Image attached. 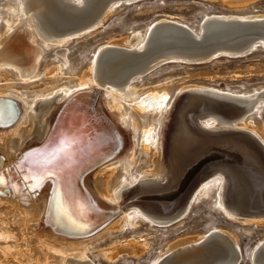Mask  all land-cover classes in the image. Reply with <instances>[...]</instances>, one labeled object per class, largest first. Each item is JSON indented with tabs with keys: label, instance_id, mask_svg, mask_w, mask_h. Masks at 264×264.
I'll list each match as a JSON object with an SVG mask.
<instances>
[{
	"label": "bare ground",
	"instance_id": "1",
	"mask_svg": "<svg viewBox=\"0 0 264 264\" xmlns=\"http://www.w3.org/2000/svg\"><path fill=\"white\" fill-rule=\"evenodd\" d=\"M138 1L0 0V18L5 22L0 36V169L4 170H0V189L8 188L5 194L0 191V264H94L89 258L94 248L109 262L126 257L140 260L150 251L148 233L123 240L129 231L135 232L143 224L165 227L178 223L213 189L216 205L229 218L264 225V208L250 210L264 202V193L259 201L248 196L236 168L215 165L198 177L192 174L207 147L189 127L191 124L207 135L242 139L246 146H236L239 161H245L247 171L257 174L264 186V129L253 119L259 105L264 109V89L238 93L208 85L179 88L178 95L184 92L189 104L201 110L186 117L187 123L183 119L173 124L165 142L162 135L171 103L170 86L144 92L137 87L145 75L167 62L197 64L202 60L201 53L208 50H195L198 47L190 40H199L207 29H240L245 34L237 42L241 50L264 47V13L205 14L198 29L166 15L144 32L135 31L99 46L87 70L75 78L76 84L62 85L54 93L41 90L31 99L18 90V84L29 86L37 81L31 82L38 76L34 73L43 48L34 53L33 63L34 48L29 40L31 36L37 43L35 32L44 43L61 46L92 33L116 5ZM225 1L244 5L257 0ZM239 23L243 26L237 27ZM248 25L259 32L248 35L247 28L252 27ZM233 45L212 56L243 53L229 51ZM58 54L66 58L65 49ZM53 67L55 75L64 73V64ZM60 79L47 77L43 83ZM231 108L232 113L221 115ZM125 126L133 135L129 150L124 148ZM251 144L257 151L254 161L248 154ZM137 149L151 156L153 167L135 176ZM10 166L18 168L10 173ZM18 169L26 171L22 183H17ZM135 182L138 184L131 189ZM128 198L131 203L127 204ZM201 247L208 248L210 259L217 256L209 264H239L237 238L224 229L177 239L150 264H184ZM252 262L264 264V239L253 251Z\"/></svg>",
	"mask_w": 264,
	"mask_h": 264
},
{
	"label": "rangeland",
	"instance_id": "2",
	"mask_svg": "<svg viewBox=\"0 0 264 264\" xmlns=\"http://www.w3.org/2000/svg\"><path fill=\"white\" fill-rule=\"evenodd\" d=\"M250 12L264 13V0H257L244 5L226 3L224 0H140L132 4L123 3L116 5L112 13L103 21L100 27L92 33H87L77 39H72L69 43H64L61 46H57L52 42L44 43L37 32H35V38L38 40L37 43L34 42L30 36L29 42L34 48V52L31 56L33 63V60H35L37 56V52L40 51V48H43L39 65L34 73V75L38 76H34L31 80V82H33L37 78V81H34V83L29 86L27 83L24 85L18 84L17 88L31 99L35 97V92H40L41 90L54 93L55 90L62 85H74L76 84L75 78L81 77L87 70L99 46L111 41L122 40L132 35L135 31L144 32L152 22L166 15L182 19L192 28L198 29L199 23L205 14H244ZM3 26H5V22L3 18H0V36H3V32L5 31ZM1 39L2 37H0V40ZM59 49L66 50V58L58 54ZM61 63L64 64V73L55 75L56 69L53 66ZM50 69L52 71L45 75V72ZM47 77L61 79L56 82H50V84L47 85V83H43V80ZM137 85L141 92L155 87H163L164 85L170 86L169 100L171 103L169 105L168 119L163 127L162 135V140L166 142L173 124L176 126L177 122L183 119L187 122L186 119L189 118L195 109L194 105L191 106L189 104L190 101L184 92L178 95L181 88L189 85H208L238 93H253L255 90L261 91L264 89V47H258L253 53L245 57L230 58L222 56L202 64L170 61L157 70L145 75L143 80L139 81V83L137 82ZM263 91L264 90L261 92L264 93ZM260 107L259 105L255 111L256 113L254 112L253 119L258 127L264 129V109ZM232 111V108L230 111L223 110L221 115L232 113ZM178 113H180V115ZM123 130L126 140L124 148L129 150L130 145L133 143V135L130 133L131 129L128 126H125ZM200 133L203 132L200 131ZM203 134L205 135V133ZM136 157L138 161L133 167L135 176L153 167L150 155L148 156L144 153H140L139 149H137ZM120 172L121 167H119L118 176ZM198 176L199 174L195 177ZM190 181L188 183H190ZM137 184L138 182H135L131 185V189ZM125 203H131L130 198H128ZM216 204V190L213 189L210 191L209 195L202 198L197 204L192 205L185 218L181 221L179 220L180 222L177 221L178 223L165 227L143 224L137 230H134L135 232L129 231L126 236L123 237V240L125 238L143 237L144 234L148 233L147 241L150 251L140 260L126 257L115 263L109 262L99 255L97 248L92 249L93 253L92 251L89 253V258L94 264H150L156 257L165 251L169 244L177 241V239L179 240L192 235H203L217 229H224L234 234L237 238L240 252L239 264H254L252 262V254L263 242L264 225L254 223L242 224L241 222L234 221L229 218L223 210L219 209ZM104 242L105 240L103 243Z\"/></svg>",
	"mask_w": 264,
	"mask_h": 264
},
{
	"label": "water",
	"instance_id": "3",
	"mask_svg": "<svg viewBox=\"0 0 264 264\" xmlns=\"http://www.w3.org/2000/svg\"><path fill=\"white\" fill-rule=\"evenodd\" d=\"M243 23L245 24L246 22H243ZM242 26H243L242 23H239L237 25V27H242ZM248 26H252L251 29L249 27L247 28L248 30H250L247 33L248 35H252V34H254V32L255 33L259 32L258 30H252V28H256L253 25H248ZM242 31L243 30H240V29H234V31H230V32H212V30L207 29V30H205V32L203 33L202 37L199 40L197 38L196 39L193 38L192 40H190V42H191V44H193L194 48L198 47L195 50H202V49H207L208 50V51H204L203 50V52L201 53V57L203 59L199 60V62H197V64L210 62L212 60H215L217 58L222 57L223 55L218 56V57L217 56H212V55L217 53V52H219V50H221L224 47L228 46V44H230V43L234 44L233 45L234 47H232L231 49H228L229 51H241V52H243V53L231 54V55H234L236 57H240L241 58V57L247 56L250 53H252L255 49H253V50L250 49V50H246V51L245 50H241L243 48L242 45L237 43L238 41H242L243 37L245 36V34H241ZM251 32H253V33H251ZM191 44H189V45L191 46ZM211 44H220V47H219L220 49L209 48V46H211ZM234 56H229V57L230 58H235ZM76 95H79V94H76ZM73 97H71L69 100H71ZM195 101L198 102L197 100H195ZM194 106H195L194 111L201 110L198 106H196V105H194ZM19 113L20 112L18 111V115H19ZM59 114H60V112H59ZM59 114L57 115V117L55 119V123L53 124V127H54V125L57 122ZM189 127H191V130L193 131V134L200 141L205 143V145L207 147L204 150V155H203L202 159L197 163V166L192 171V174H195V176H197L198 174L200 175L201 173L204 172V170L208 169L211 166H215V165L234 167V168H236V170H238L241 173V175H242V179L241 180H244V183H246L245 186H247V194H248V196H253V198H255V200L259 201L260 200L259 196L262 197L261 194H262V192L264 193V186H262V184H260L258 182L257 174H255L254 172L251 173V172L247 171V167H246L247 163L245 161H239V159L241 157L240 156L241 154H239V151L237 150L238 149L237 147H240V146L245 147L246 146V144H244L245 142L242 139H239V138L232 139L231 137L225 136V135H223V136H219V135L212 136V135H207V134L204 135L203 133H200V130L196 129L191 124H189ZM241 141L244 142V143H241ZM232 144L234 146H232ZM42 145L43 144L41 143L39 146H37V148H39ZM251 146L250 145L247 146L248 149H249L248 150V154H249V157L253 158V161H254V160H256L255 153L257 151L255 150V148H254V146L252 144H251ZM250 150L251 151H255V152L251 153ZM245 153H247V152H244V156L246 157L247 154H245ZM256 162L258 163V161H256ZM16 168H18V167L10 166L8 168V170L11 173V170L12 169H16ZM1 171L3 172L4 170H1ZM18 171H17L18 176L19 175L20 176L18 178L17 183H22V177L21 176L26 171L25 170H20V169H18ZM48 181L49 180H47L46 182H48ZM241 184H243V182H241ZM6 190H8V188L0 189V191L3 194H5ZM13 191L14 190H11L12 194H14L15 197H18V195H16V192L13 193ZM52 191L53 190H52V185H51L49 200L52 197ZM23 192H25V191H23ZM48 205H49V201H48ZM260 207L264 208V202H262L260 204V206H258L256 208H250V210H259ZM242 208H243V206H242ZM243 210H244V208H243ZM104 226H106V225H104ZM99 229H101V228H99ZM95 232L90 233V234L92 235ZM90 234H88V235H90ZM84 236H87V235H84ZM208 251L209 250H208L207 247L199 248L196 252L191 253L192 256H191V254L189 255L190 257H193V260L188 263L187 260L190 259V257H188L185 260L184 264H186V262L188 264H209L210 262H213V260L216 259L217 256L214 255V256H212V259H210L211 256H209V252ZM178 262H180V261H178Z\"/></svg>",
	"mask_w": 264,
	"mask_h": 264
}]
</instances>
